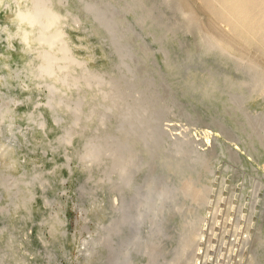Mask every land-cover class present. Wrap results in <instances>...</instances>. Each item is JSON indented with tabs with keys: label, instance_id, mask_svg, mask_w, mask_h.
Here are the masks:
<instances>
[{
	"label": "rangeland",
	"instance_id": "1",
	"mask_svg": "<svg viewBox=\"0 0 264 264\" xmlns=\"http://www.w3.org/2000/svg\"><path fill=\"white\" fill-rule=\"evenodd\" d=\"M132 2L0 0V264H194L205 247L217 264L264 262V48L204 0H161L154 26ZM128 67L161 99L117 92ZM163 106L145 139L138 113ZM124 133L147 155H120ZM188 152L173 186L166 163Z\"/></svg>",
	"mask_w": 264,
	"mask_h": 264
},
{
	"label": "bare ground",
	"instance_id": "2",
	"mask_svg": "<svg viewBox=\"0 0 264 264\" xmlns=\"http://www.w3.org/2000/svg\"><path fill=\"white\" fill-rule=\"evenodd\" d=\"M132 4L134 5V9L136 11L137 17L145 20L147 22L148 26H154L153 22L158 16L156 13V4H159L161 0H132ZM205 4L207 7L210 9L214 10L218 16H221L222 18L227 19L231 24V27L237 37L245 41L246 43H255L260 45L261 47L264 48V0H204ZM106 20L108 23L113 24V27H111L110 30L107 32V38L113 40L114 43H117L120 46H123L118 40L116 36L115 30L116 25L114 24V19L112 16L106 17ZM231 29V30H232ZM259 46V47H260ZM125 48V47H122ZM121 56L124 57L127 55V48L122 49L120 52ZM205 55H210V51H205ZM181 68L177 70V73L180 74ZM133 69L127 70V76L124 77L121 81H123V84L120 85V80L117 78L112 81V84H117L118 85V91L117 92H122L123 88L127 89L129 93L138 91L139 92V97H141L142 104L144 106V103L146 102H151L152 104L157 102V98H160L159 95V90L160 87L157 85L156 82L149 80L148 82L146 80L139 81L137 82L133 77ZM172 79L167 80V85L171 83ZM229 82V79H223V81L219 82L217 84V87L219 89H224V85H226ZM160 85H164L163 83H160ZM184 86L187 89H191L190 84H184ZM149 88L152 89L153 91H149ZM236 88H238L236 86ZM189 91V90H187ZM211 91L208 90L205 92V94H209ZM131 96V94L125 96L124 99H122L124 102L128 101V97ZM161 99V98H160ZM136 102H139L138 100H135ZM134 101V102H135ZM149 104V103H148ZM159 111L162 113H158L160 118L157 117H152L150 121H148V116L149 114L152 116L151 113L153 112L145 108L144 111L141 113H138V121H142V126L141 128H149L151 131L150 133L146 132L142 135L145 139L147 138H154L158 136L160 133L157 132L159 128L162 130V126L165 125V119H167L169 116L173 115V113H170L168 111L167 106H163L162 109H159ZM191 113V117H192ZM190 117V118H191ZM148 121V122H147ZM178 126H182V124H179L176 122ZM126 127L125 124H122L120 126L121 130H124ZM183 127V126H182ZM155 129V132H154ZM237 129V126L234 128ZM193 132H188L183 136L184 140H190L192 137ZM119 141L117 143V146L120 149V155L123 154L126 150V146L128 144L132 145V148L127 149L138 152L139 149H142L144 151V154L147 155V147L146 143H136L135 141V136L134 134L132 136H129L128 134L124 133L120 135ZM133 142V143H129ZM179 144H173L171 146H168L166 150H162L159 154L162 157H168L171 152H174V150H178ZM125 149V150H124ZM161 149V147L153 142L151 145V148L148 149V153L152 152L153 150ZM160 156V157H161ZM182 159V160H181ZM177 158L171 156L169 161L166 163V165L171 167V173L174 174L175 178L173 180V186H176L179 184L181 187L184 186L185 184V178L183 177L187 172L192 171L190 168L194 164V157L188 152L184 158ZM201 166V164H200ZM188 177V176H187ZM189 178V184H192V181L194 178L192 176L188 177ZM204 177L203 171L201 170V173L198 178V182L196 183L195 192H196V197L193 199V201H198L201 202L204 197ZM193 209V208H192ZM191 209V210H192ZM192 224L194 222L192 221ZM190 242V238L188 239ZM262 247H264V242L262 244ZM259 264H264V262H260Z\"/></svg>",
	"mask_w": 264,
	"mask_h": 264
},
{
	"label": "built area",
	"instance_id": "3",
	"mask_svg": "<svg viewBox=\"0 0 264 264\" xmlns=\"http://www.w3.org/2000/svg\"><path fill=\"white\" fill-rule=\"evenodd\" d=\"M219 256L212 248H200L194 264H217Z\"/></svg>",
	"mask_w": 264,
	"mask_h": 264
}]
</instances>
